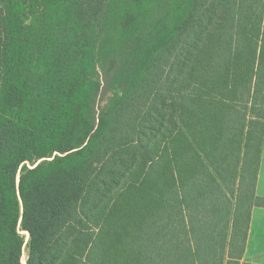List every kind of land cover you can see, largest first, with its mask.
Returning <instances> with one entry per match:
<instances>
[{"label": "trees", "instance_id": "16d2710c", "mask_svg": "<svg viewBox=\"0 0 264 264\" xmlns=\"http://www.w3.org/2000/svg\"><path fill=\"white\" fill-rule=\"evenodd\" d=\"M263 143L264 0H0V264H249Z\"/></svg>", "mask_w": 264, "mask_h": 264}, {"label": "crops", "instance_id": "0c3cea01", "mask_svg": "<svg viewBox=\"0 0 264 264\" xmlns=\"http://www.w3.org/2000/svg\"><path fill=\"white\" fill-rule=\"evenodd\" d=\"M255 191L256 195L264 197V143L260 153V166ZM245 257L252 260V262L264 264V206L252 208L248 237L243 255L244 259Z\"/></svg>", "mask_w": 264, "mask_h": 264}, {"label": "rangeland", "instance_id": "374dc122", "mask_svg": "<svg viewBox=\"0 0 264 264\" xmlns=\"http://www.w3.org/2000/svg\"><path fill=\"white\" fill-rule=\"evenodd\" d=\"M112 88H111V84L108 82V79H106L105 77L101 78V91L99 94V101H100V106H103L104 103H106L109 98L112 96ZM244 261H248L249 264H259V263H255L252 262V260H250L249 258L245 257V259L243 258ZM22 264H26V253L25 250L22 254Z\"/></svg>", "mask_w": 264, "mask_h": 264}, {"label": "bare ground", "instance_id": "6f19581e", "mask_svg": "<svg viewBox=\"0 0 264 264\" xmlns=\"http://www.w3.org/2000/svg\"><path fill=\"white\" fill-rule=\"evenodd\" d=\"M26 234V233H25Z\"/></svg>", "mask_w": 264, "mask_h": 264}]
</instances>
